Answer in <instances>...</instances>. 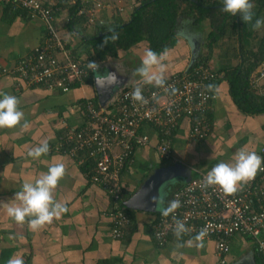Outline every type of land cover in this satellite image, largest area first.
<instances>
[{"label":"crops","instance_id":"0c3cea01","mask_svg":"<svg viewBox=\"0 0 264 264\" xmlns=\"http://www.w3.org/2000/svg\"><path fill=\"white\" fill-rule=\"evenodd\" d=\"M101 1L105 6L98 11L96 22L92 24L78 20L74 27L69 26L67 3L59 5L56 11V22L68 48L88 64L93 61L89 37L100 28L105 30L118 22H127L137 5L136 0ZM208 31V23L202 28H192L189 22L179 25L177 45L169 50L166 80L184 71L195 57L209 50L204 40ZM181 32L185 35L180 36ZM45 34L46 26L41 19L7 0H0V93L17 96L19 108L30 123L26 130L20 126L0 129V202H14L12 199L24 182H34L53 163L63 162L66 173L54 191V199L66 204L68 211L51 224L31 231L26 222L16 223L4 208H0V264H6L14 254H19L24 264H219L213 238L197 241V235L185 233L179 240L173 235L161 246L153 236V221L160 209L168 206L174 191L187 182L186 176L178 175L161 185L154 211L128 207L134 210L132 226L122 238L112 236L109 211L113 200L102 186L91 181L87 169L54 149L57 137L66 127L83 122L81 100L99 98L94 74L84 87L61 93L44 87L16 90V76L12 72L2 73L3 68H13L22 56L42 42ZM147 49L148 42L142 41L119 52L118 57L98 63L101 72L117 71L118 67L117 74L122 78L121 84L110 90L106 106L123 88L140 82V77L133 73ZM212 54L209 64L215 70L236 63L230 64V60L221 58L217 48ZM216 86L219 92L214 91L216 98L206 114L210 116L211 134L205 139H192L191 121L183 119L172 136L170 160L163 159L155 148L158 141L155 129L144 128L150 144L136 149L135 161L123 172L124 204L158 168L181 165L189 168L193 177L200 172L208 173L221 161L234 163L233 156L241 148L264 157L261 152L264 113L251 115L240 109L227 80ZM45 141L50 146L48 155L38 159L28 156L32 148ZM87 163L91 167V162ZM247 184H241L237 191ZM201 243L203 246L199 247ZM226 258L228 264H263L256 243L244 235L231 238Z\"/></svg>","mask_w":264,"mask_h":264},{"label":"built area","instance_id":"2783aa9c","mask_svg":"<svg viewBox=\"0 0 264 264\" xmlns=\"http://www.w3.org/2000/svg\"><path fill=\"white\" fill-rule=\"evenodd\" d=\"M7 1L26 9L46 26L42 42L22 56L13 68L2 69L3 74L12 72L16 76L15 89L44 87L67 93L84 87L92 73L88 63L78 58L61 36L56 22L61 0ZM63 1L78 3V15L87 16L91 24L96 22L98 11L105 6L101 0ZM191 66L190 63L184 71L166 80L167 92L163 88L142 85L147 104L135 102L130 96L140 82L123 88L107 106H97L92 98L86 97L83 122L66 127L57 137L54 149L74 158L80 166L90 161L91 181L102 186L113 200L109 215L115 224L112 228L114 238H122V227L129 223L128 216L120 209L122 175L135 161L136 149L150 144L144 128L155 129L158 136L155 148L165 160L172 158V136L183 119L191 121L190 137L194 140L205 139L212 132L206 114L212 109L211 103L216 96L206 86L220 75L203 63ZM252 87L264 93V64L253 76ZM261 152L264 155V146ZM206 175L200 172L174 191L169 203L178 200L181 206L167 217L161 212L152 224L154 238L159 245H165L169 235L174 234L175 217L184 222L186 233L198 235L203 230L206 233L203 239H214L219 264H228L226 256L235 235L252 238L264 264V170H259L240 191L228 195L218 186L204 187Z\"/></svg>","mask_w":264,"mask_h":264},{"label":"trees","instance_id":"16d2710c","mask_svg":"<svg viewBox=\"0 0 264 264\" xmlns=\"http://www.w3.org/2000/svg\"><path fill=\"white\" fill-rule=\"evenodd\" d=\"M252 2L255 6V18H264V0ZM136 3L127 22H118L105 30L100 28L89 37L94 62L102 63L109 58H116L119 52L129 50L142 41H147L149 48L158 53L165 48L170 50L177 45V34L182 22H189L192 28H202L208 23L209 31L204 40L209 50L195 57L191 67L203 63L212 68L209 61L217 48L221 58L230 60V64L236 63L225 69L215 70L220 77L211 84L217 85L220 81L227 80L240 109L251 115L264 113V93L261 94L252 87L253 76L264 64V27L259 29L262 31L259 34V30H252L251 25L245 24L239 15L224 13L221 11L222 0H136ZM64 4L61 0L58 6ZM68 8L69 26L74 27L78 20L88 24L87 16L78 15V3H69ZM90 81L91 77L87 83ZM93 100L97 106L101 105L98 97ZM85 103L86 99H82V108H85ZM207 118L211 121L209 115ZM82 167L91 174L89 163ZM124 190L123 187V197ZM120 209L129 219V223L122 227L125 232L133 224L134 210L129 209L123 200ZM160 214L161 212L154 221L158 220ZM114 226L111 221V227ZM173 235H169L168 241Z\"/></svg>","mask_w":264,"mask_h":264},{"label":"clouds","instance_id":"9594fccd","mask_svg":"<svg viewBox=\"0 0 264 264\" xmlns=\"http://www.w3.org/2000/svg\"><path fill=\"white\" fill-rule=\"evenodd\" d=\"M254 4L252 0H222L221 11L231 16L239 15L245 24L251 25L252 30H259L264 27V18H255ZM184 36L185 33H179ZM169 50L163 49L159 53L152 49H147L141 57L139 67L134 70V75L140 77V84L130 93L131 99L141 104L149 101L143 95L142 85H151L163 88L166 92L167 61ZM91 73L94 74L95 86L101 90H109L118 87L121 80L117 71H100V65L90 61L87 65ZM207 90L216 93L219 89L214 84L206 86ZM172 91H175L173 88ZM155 98V95L153 96ZM20 100L17 96L0 93V129H12L17 126L23 129L30 127L29 121L25 118V113L19 108ZM50 152L48 142H42L39 146L32 148L28 156L38 159L46 156ZM234 163L219 162L208 171L204 187L218 186L224 194H233L238 187L251 181L259 170H264V157L255 151H248L245 148L239 149L233 156ZM66 166L63 162H55L49 166L47 172L39 175L34 182H24L21 189L15 193L14 202H0V208H4L7 215L16 223H27L31 231H37L47 224H51L54 219H59L62 214L68 211L66 204L54 199V191L60 180L65 176ZM153 197V201H156ZM178 200L171 201L167 207L161 208L162 215L167 217L180 207ZM175 221L174 235L179 240L188 229L181 220ZM205 231H201L195 239L202 241ZM202 247V243L198 245ZM6 264H24L23 258L19 254L11 256Z\"/></svg>","mask_w":264,"mask_h":264},{"label":"water","instance_id":"95a60500","mask_svg":"<svg viewBox=\"0 0 264 264\" xmlns=\"http://www.w3.org/2000/svg\"><path fill=\"white\" fill-rule=\"evenodd\" d=\"M120 77L119 74H117ZM99 95V101L101 105L105 106L106 100L110 98V90H101L96 87ZM192 171L189 168L182 167L181 165H168L156 169L149 178L142 185L141 189L136 192V194L125 202V205L132 209H138L143 211H154L159 195V187L164 182L166 183L172 178L181 175V177L186 176L187 182L192 178ZM163 183V184H164ZM153 197H156V201H153Z\"/></svg>","mask_w":264,"mask_h":264},{"label":"rangeland","instance_id":"374dc122","mask_svg":"<svg viewBox=\"0 0 264 264\" xmlns=\"http://www.w3.org/2000/svg\"><path fill=\"white\" fill-rule=\"evenodd\" d=\"M259 34H262V31L259 30ZM164 183V182H163ZM163 183L161 185H163ZM162 186L159 187V192H160V189H161ZM159 199H160V196H159Z\"/></svg>","mask_w":264,"mask_h":264}]
</instances>
